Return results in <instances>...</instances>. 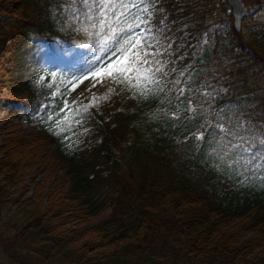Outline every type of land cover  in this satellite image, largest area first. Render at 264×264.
Instances as JSON below:
<instances>
[{"label":"trees","instance_id":"1","mask_svg":"<svg viewBox=\"0 0 264 264\" xmlns=\"http://www.w3.org/2000/svg\"><path fill=\"white\" fill-rule=\"evenodd\" d=\"M70 3L0 0V101L5 90L8 118H25L36 129L0 146V253L7 263L264 264V171L238 175L218 167L207 142L195 138L214 110L264 130V90L253 88L254 78L264 75V28L236 32L232 22L225 29L216 25L225 14L223 0H161L155 22L167 17L160 51L171 48L160 58L176 68L169 79L188 69L218 93L202 107L203 98L193 96L197 112L182 107L177 119L171 115L177 102L169 104L164 94L134 95L111 81L92 88L91 79L67 91L62 81L84 74L95 56H110L68 22ZM202 36L212 44L202 47ZM227 50L235 53L232 61L220 59ZM110 87L115 92L82 124L65 126L59 135L49 130L65 115V98L87 103ZM29 161L59 178L41 195L45 204L33 201L21 216L2 219ZM56 206L80 223L95 217L85 242L53 224ZM237 219L248 235L221 231Z\"/></svg>","mask_w":264,"mask_h":264},{"label":"snow or ice","instance_id":"2","mask_svg":"<svg viewBox=\"0 0 264 264\" xmlns=\"http://www.w3.org/2000/svg\"><path fill=\"white\" fill-rule=\"evenodd\" d=\"M160 2L161 0H71L65 9L68 22L78 25L75 28L77 32L90 38V42L96 45L100 53H110V56L107 61H104L103 56H95L84 74L74 76L70 81H62L67 91L70 93L79 83L91 79L92 88L111 81L132 91L134 95L147 97L164 94L169 104L173 99L177 102L171 113L177 119L182 107L189 113L197 112L193 96L203 98L199 101L200 107L214 99L218 94L217 89L198 80L188 69L180 71L175 79H169L176 68H168L167 62L160 58L171 48L169 44L164 52L160 51L163 47L161 37L167 31L166 16L162 15L155 22L156 15L163 13V9L159 7ZM51 75L55 77L56 73ZM197 83L200 87H194ZM172 91L175 96L170 99L167 92ZM113 92L115 88L110 87L106 94H93L87 103L72 101L69 104L65 98L60 108V112L65 115L55 120L49 116L48 119L53 120L54 124L49 130L59 135L66 130L65 126L82 124L85 114ZM186 92L190 95L186 96ZM206 124L207 127L195 138L207 142L210 148L208 155L217 162L218 167L232 170L238 175L264 171V130L256 131L249 122L240 118L233 122L226 116L225 110H214L212 119L206 121Z\"/></svg>","mask_w":264,"mask_h":264},{"label":"rangeland","instance_id":"3","mask_svg":"<svg viewBox=\"0 0 264 264\" xmlns=\"http://www.w3.org/2000/svg\"><path fill=\"white\" fill-rule=\"evenodd\" d=\"M241 2L243 4V10H245L246 14L241 19L239 31L243 30L244 28L248 29L255 26L264 28V0H241ZM227 8L228 7L226 6V3L224 1L225 14H222L219 22L216 24L219 25V27H221L222 29H225V26L231 24L232 22L231 15H227L226 13ZM202 37L203 39L200 41V43L203 44L202 47L212 44L211 38L207 39L206 36ZM166 39L167 34L165 33L164 37H161V44L163 45V47H161L160 50L164 48ZM41 51L44 57L51 59L50 51L46 50L45 48H42ZM234 55V52L227 50L223 54V57H221L220 59L232 61V56ZM51 68L52 60H48L45 69L50 70ZM254 79L257 81V84L253 87L254 90H264V75L260 74ZM6 97L7 92L3 90L1 93L2 100L0 101V146H3L8 140L17 139V141L19 142V140L23 139L22 137L27 136L28 134L33 133L36 130L32 123L27 121L25 118H8L10 108L4 102ZM43 150L40 152L44 154ZM52 171L53 170L49 169V167L40 165V162L34 163L29 161V163L24 166L23 170L17 176V178L20 180V183L18 187H14L11 190L13 192L11 193L9 202L4 209L5 213L2 219L21 216L25 209L31 206V202L33 201L35 202V204H38V202L40 201L41 204H45L46 198L41 197V195H45L46 192L50 191L59 178V172L55 174ZM39 191L40 193H38ZM54 211L59 213L51 218L53 224L55 226H60L62 224L61 228L63 230L65 229V233L69 237L78 236L82 241H84L87 237L86 228L96 221L94 217L80 223V220L73 218L72 213L60 211L58 206L54 208ZM243 223V221H240L238 219L230 221V223H227L225 226L221 227V231L230 232L232 230H242L243 234L246 236L248 234H246V231L243 229ZM2 229V234L9 235V231L6 230V227H3V225ZM262 247H264V244L262 245ZM0 259L2 264H8L6 260L7 258H5V256L1 253Z\"/></svg>","mask_w":264,"mask_h":264},{"label":"water","instance_id":"4","mask_svg":"<svg viewBox=\"0 0 264 264\" xmlns=\"http://www.w3.org/2000/svg\"><path fill=\"white\" fill-rule=\"evenodd\" d=\"M226 6V13L231 15L232 18V27L235 31L240 30V22L242 17L246 14L243 10V4L241 0H224Z\"/></svg>","mask_w":264,"mask_h":264}]
</instances>
